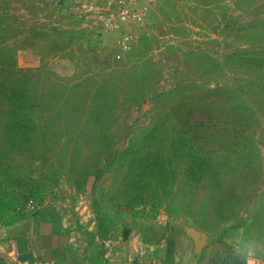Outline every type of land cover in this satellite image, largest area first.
I'll return each mask as SVG.
<instances>
[{
  "label": "rangeland",
  "instance_id": "374dc122",
  "mask_svg": "<svg viewBox=\"0 0 264 264\" xmlns=\"http://www.w3.org/2000/svg\"><path fill=\"white\" fill-rule=\"evenodd\" d=\"M48 199L93 264L144 218L264 242V0H0V224Z\"/></svg>",
  "mask_w": 264,
  "mask_h": 264
},
{
  "label": "crops",
  "instance_id": "0c3cea01",
  "mask_svg": "<svg viewBox=\"0 0 264 264\" xmlns=\"http://www.w3.org/2000/svg\"><path fill=\"white\" fill-rule=\"evenodd\" d=\"M136 228L127 235L116 233L105 243L104 252L110 248L109 255L113 257L107 264H229L233 259L235 244L208 239L188 221L144 218ZM6 234L9 245L27 264H87L86 259L94 262L88 246L86 257L73 248V236L53 206L27 212L18 221L6 225ZM138 247L144 254L132 260ZM0 264L7 263L0 259ZM232 264L244 262L237 259Z\"/></svg>",
  "mask_w": 264,
  "mask_h": 264
},
{
  "label": "built area",
  "instance_id": "2783aa9c",
  "mask_svg": "<svg viewBox=\"0 0 264 264\" xmlns=\"http://www.w3.org/2000/svg\"><path fill=\"white\" fill-rule=\"evenodd\" d=\"M126 1L128 2L129 7L131 8H133L137 4V0H126ZM112 16L113 17H111V20L114 19L115 23L114 24L110 23V24H113V27H118L119 22L117 21L121 19H124V20L128 19V20H131L133 23L137 21V18L139 17V13L137 11L136 12L132 11L129 13L122 11V12H119L117 15L113 13ZM108 26L110 25L108 24ZM127 40H128V37H126L122 43L123 49H126L128 47ZM51 201L52 200L48 199L41 205V207L51 206ZM32 204L33 202H31L28 206V208L31 209V211L35 210V206ZM64 204H66V202H64ZM52 206L55 207L59 211L62 219L64 220L66 226L68 227V229L70 230L73 236L71 245L81 256L86 257L85 251L88 246V237L85 234L81 233L76 228V223L72 219V215H71L72 212L70 211L69 208L65 207V205H63L60 202H55ZM80 209H83V207H81ZM80 215H83V214L80 213ZM106 250L104 252L105 253L104 261L107 264L108 263L107 261H110L111 259H113V257L109 255L111 249L107 248ZM143 254H144L143 249L138 247L135 251V254L132 256V260L140 259L143 256ZM0 259L6 262L7 264H27L21 260L19 254L13 249V247L9 245V240L6 234V225L4 224H0ZM86 261H87L86 262L87 264H93L91 261L87 259ZM44 264H53V263L46 262Z\"/></svg>",
  "mask_w": 264,
  "mask_h": 264
},
{
  "label": "clouds",
  "instance_id": "9594fccd",
  "mask_svg": "<svg viewBox=\"0 0 264 264\" xmlns=\"http://www.w3.org/2000/svg\"><path fill=\"white\" fill-rule=\"evenodd\" d=\"M233 261L243 260L244 264H264V242L256 239L245 241L244 243L237 242L231 253Z\"/></svg>",
  "mask_w": 264,
  "mask_h": 264
}]
</instances>
